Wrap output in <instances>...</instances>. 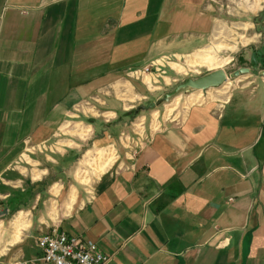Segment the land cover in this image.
<instances>
[{
    "label": "crops",
    "instance_id": "crops-1",
    "mask_svg": "<svg viewBox=\"0 0 264 264\" xmlns=\"http://www.w3.org/2000/svg\"><path fill=\"white\" fill-rule=\"evenodd\" d=\"M202 67L233 85L173 111ZM52 231L108 264H264V0H0V264Z\"/></svg>",
    "mask_w": 264,
    "mask_h": 264
},
{
    "label": "built area",
    "instance_id": "built-area-1",
    "mask_svg": "<svg viewBox=\"0 0 264 264\" xmlns=\"http://www.w3.org/2000/svg\"><path fill=\"white\" fill-rule=\"evenodd\" d=\"M163 68L164 66L160 63L153 64L150 68L135 71V74L136 77L141 78V80H143L145 76L151 75V73L155 74L153 77H150V80L152 84H156L158 78L165 74ZM203 100H205V97L200 101ZM179 102H173V106H171L173 111ZM186 106L187 105L184 104L183 108L185 109ZM141 125L142 123H140V126ZM155 125L156 128L159 127V125ZM122 135L125 138L127 137L124 133ZM137 137L139 139L142 137V143H146L149 140L145 135L138 134ZM138 138L136 142H138ZM142 143L138 142L136 145L138 146ZM36 243L42 250V256L40 258L41 264H108L110 260V256L102 254L95 243L83 241L79 237L68 236L62 232L52 231V233H42L38 236Z\"/></svg>",
    "mask_w": 264,
    "mask_h": 264
},
{
    "label": "rangeland",
    "instance_id": "rangeland-1",
    "mask_svg": "<svg viewBox=\"0 0 264 264\" xmlns=\"http://www.w3.org/2000/svg\"><path fill=\"white\" fill-rule=\"evenodd\" d=\"M229 70H230V68H229ZM209 72H207V70H206V68H204V67H202L201 69H198V70H196V71H192V72H190V73H187V74H185V75H180V76H178L177 77V79H176V81L175 82H172L170 85H167L166 87H164L163 89H167V92L168 93H170L173 89H174V87L177 85V84H180V83H182V82H184L186 79H192V80H194V79H198V78H200V77H202V76H204V75H206V74H208ZM228 82H229V84H228ZM233 82H234V80H229V78H228V81L227 82H225V83H223L222 85H220V86H215V87H210V88H220V87H225V86H232L233 85ZM161 84L163 85V81H161ZM155 87L156 86H158V82L156 83V84H153ZM209 89V88H208ZM205 90H207V89H205ZM210 90V89H209ZM203 90H201V89H190V88H185V89H181V90H179L176 94H174V95H172V96H169L168 97V101H172L173 100V102H181V103H183V105L185 104V103H191V102H197V101H200V100H202V98H204L205 97V99H206V97L208 96L207 94H200V92H202ZM153 92V91H152ZM197 92L200 94L199 96H197ZM167 93V94H168ZM153 95H152V98L155 100L154 102H156V105H158V107H160L159 105H160V103L161 102H163V100H162V95L161 96H159L158 95V93H152ZM157 96H159V97H157ZM157 97V98H156ZM183 99V100H185L186 99V101L187 102H184L183 100H181V99ZM179 100V101H178ZM171 106H173L172 104H170L168 107H171ZM153 110V112L154 111H157V108H156V106L152 109ZM78 133H82V131L81 130H78ZM93 157V156H92ZM92 157H91V159H90V161H88L89 163H91V161H92ZM88 163V164H89ZM91 166H93V167H96L95 166V164H91L89 167H91ZM90 169V168H89ZM91 170V169H90ZM79 175V177H78V179L79 180H81V181H84V180H86L87 181V179L89 178V177H87V176H85V174H81V173H79L78 174Z\"/></svg>",
    "mask_w": 264,
    "mask_h": 264
},
{
    "label": "water",
    "instance_id": "water-1",
    "mask_svg": "<svg viewBox=\"0 0 264 264\" xmlns=\"http://www.w3.org/2000/svg\"><path fill=\"white\" fill-rule=\"evenodd\" d=\"M249 72L248 68H241L238 71L234 72V76H238L240 73ZM228 81V76L223 69H216L208 74L198 78V79H186L184 82L177 84L175 88L167 94V96H172L176 94L179 90L190 88V89H201L205 90L210 87L220 86L223 83Z\"/></svg>",
    "mask_w": 264,
    "mask_h": 264
},
{
    "label": "bare ground",
    "instance_id": "bare-ground-1",
    "mask_svg": "<svg viewBox=\"0 0 264 264\" xmlns=\"http://www.w3.org/2000/svg\"><path fill=\"white\" fill-rule=\"evenodd\" d=\"M225 62V60H221V61H216V60H205L204 63L207 64L209 67H215L217 65H221ZM178 70H181L180 67H178ZM146 80H148V77L145 78ZM148 82V81H147ZM114 158V153L111 151L109 153H104L101 156H98V154L95 157L94 160V164H95V172L96 173H100L102 172L104 169H106L111 162L113 161Z\"/></svg>",
    "mask_w": 264,
    "mask_h": 264
}]
</instances>
